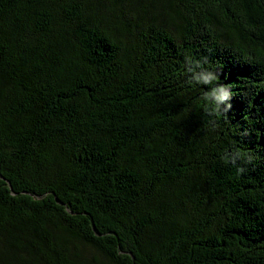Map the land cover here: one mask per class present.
Returning <instances> with one entry per match:
<instances>
[{"label": "trees", "instance_id": "obj_1", "mask_svg": "<svg viewBox=\"0 0 264 264\" xmlns=\"http://www.w3.org/2000/svg\"><path fill=\"white\" fill-rule=\"evenodd\" d=\"M0 264H264V0H0Z\"/></svg>", "mask_w": 264, "mask_h": 264}, {"label": "clouds", "instance_id": "obj_2", "mask_svg": "<svg viewBox=\"0 0 264 264\" xmlns=\"http://www.w3.org/2000/svg\"><path fill=\"white\" fill-rule=\"evenodd\" d=\"M220 93H221V95L218 97V99H220V100H224L229 95L228 92L224 89H221Z\"/></svg>", "mask_w": 264, "mask_h": 264}]
</instances>
